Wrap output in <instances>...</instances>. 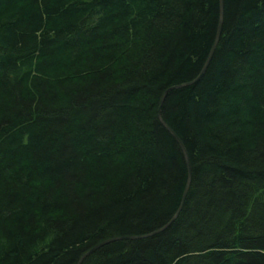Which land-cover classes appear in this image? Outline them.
<instances>
[{
  "label": "trees",
  "instance_id": "obj_1",
  "mask_svg": "<svg viewBox=\"0 0 264 264\" xmlns=\"http://www.w3.org/2000/svg\"><path fill=\"white\" fill-rule=\"evenodd\" d=\"M219 0H0V264L155 232L186 183L159 104ZM160 114L191 182L162 230L80 264H264V0H223Z\"/></svg>",
  "mask_w": 264,
  "mask_h": 264
},
{
  "label": "water",
  "instance_id": "obj_2",
  "mask_svg": "<svg viewBox=\"0 0 264 264\" xmlns=\"http://www.w3.org/2000/svg\"><path fill=\"white\" fill-rule=\"evenodd\" d=\"M222 22H223V0H219V17H218V25H217V30H216V34H215V38H214V41L212 43V46H211V49L207 55V58L199 72V74L197 75V77L189 82H186V83H182V84H179V85H175V86H171L170 88H167L163 94H162V97L160 99V104H159V113H158V117L161 121V123L163 124V126L170 132V134L178 141V143L181 145L182 147V150H183V153H184V158H185V162H186V167H187V178H186V183H185V186H184V189H183V192H182V195H181V199H180V202H179V205L172 217V219L165 225H169L170 222H172L178 215L179 211L182 209L183 207V204L185 202V198H186V195H187V192L189 190V186H190V182H191V167H190V163H189V159H188V156H187V153L182 145V143L180 142L179 138L177 137V135L174 133V131L164 122V120L162 119L161 117V114H160V107H161V104L163 102V99L166 95V93L170 90V89H173V88H176V87H182V86H185V85H189L195 81H197L203 74L204 72L206 71V68L210 62V59L213 55V52L216 48V45L218 43V40H219V37H220V33H221V26H222ZM165 226H163L162 228L156 230L155 232H158L160 230H162ZM155 232H152V233H149V234H145V235H140V236H121V237H113V238H109V239H106L104 241H102L101 243L93 246L92 248H90L86 253H84L80 259L78 260L77 264H80V262L82 261V259L88 255L90 252L94 251L96 248H98L99 246L101 245H104L106 243H109L111 241H114V240H118V239H124V238H130V239H133V238H141V237H145V236H149Z\"/></svg>",
  "mask_w": 264,
  "mask_h": 264
}]
</instances>
